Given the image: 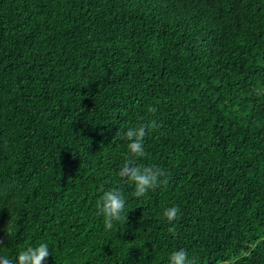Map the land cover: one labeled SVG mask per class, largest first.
I'll use <instances>...</instances> for the list:
<instances>
[{"label":"trees","instance_id":"trees-1","mask_svg":"<svg viewBox=\"0 0 264 264\" xmlns=\"http://www.w3.org/2000/svg\"><path fill=\"white\" fill-rule=\"evenodd\" d=\"M151 120L136 163L169 182L135 198L121 136ZM40 243L44 264H264V0H0V255Z\"/></svg>","mask_w":264,"mask_h":264},{"label":"clouds","instance_id":"clouds-1","mask_svg":"<svg viewBox=\"0 0 264 264\" xmlns=\"http://www.w3.org/2000/svg\"><path fill=\"white\" fill-rule=\"evenodd\" d=\"M148 111L155 115L157 108L150 107ZM155 126V120L146 121L129 127L122 136L119 131L116 134L121 136V139L128 141L127 149L129 152L127 159L118 171V176L134 185L133 196L135 198H146L150 191L167 186L169 182L168 173L165 169L157 165L140 166L136 163L135 158L146 155L144 141ZM128 212H126V198L118 187L104 191L97 202L96 214L103 217L106 230H111L114 227V222L123 221L125 223ZM162 215L172 225L168 231L175 235L174 222L180 216V208L178 206L167 207L163 210ZM5 230L7 235H12L11 224H8ZM50 255L52 252H50L48 243H40L35 247L29 246L21 250L16 257L18 256V264H44ZM0 264H14V260L8 255H0ZM168 264H198V258L196 256L190 257L185 249L180 248L169 255Z\"/></svg>","mask_w":264,"mask_h":264}]
</instances>
